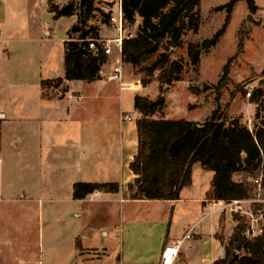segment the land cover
<instances>
[{"label":"crops","instance_id":"obj_1","mask_svg":"<svg viewBox=\"0 0 264 264\" xmlns=\"http://www.w3.org/2000/svg\"><path fill=\"white\" fill-rule=\"evenodd\" d=\"M67 1L0 0L1 264H35L31 259L59 254L80 263L112 254L114 264H162L164 248L189 231L192 237L183 242L194 243L182 250V242L174 264H190L196 251L202 264H212L225 254L215 237L223 212L220 200L210 197L213 173L196 163L178 199L134 198L128 187L137 152L134 97H151L123 74L108 79L123 64L115 50L100 79L64 78L67 31L89 3L71 0L69 15L56 19L49 3ZM61 23L63 32L57 30ZM98 26L100 39L118 36L111 22ZM56 79L58 85H41ZM76 182L117 183L119 191L74 199ZM154 204L164 210L153 221ZM50 229L54 239L46 238Z\"/></svg>","mask_w":264,"mask_h":264},{"label":"trees","instance_id":"obj_2","mask_svg":"<svg viewBox=\"0 0 264 264\" xmlns=\"http://www.w3.org/2000/svg\"><path fill=\"white\" fill-rule=\"evenodd\" d=\"M238 1L229 0L218 6L217 10L226 11L222 27L211 38L188 46L191 65L198 66L200 54L217 44ZM244 1L249 11L255 13L258 7L254 0ZM199 3L200 0H121L123 22L132 24L140 19L136 35L122 41V63L144 74L143 86L149 84L150 77L159 66H164L158 76L160 87L157 97H134V108L140 115L136 119L137 152L129 164L135 175L133 184L128 186L130 191H134V198L178 199L181 189L191 184V169L196 163L213 173L211 199L224 202L248 199L250 189L245 183L233 180L234 174L239 172L249 176L260 175L264 196V127L250 130L237 118L226 123V119L219 117L216 111L201 122L154 117L165 107L164 86L182 78L181 63L171 59L167 51L182 45L186 30L197 31ZM71 5V0L63 6L49 3V9L57 19L68 16ZM95 11L103 14L102 23H109L111 14L102 12L95 0H89L84 13L67 31L64 42L66 80L93 82L100 79L107 55L99 42L95 41L96 54L88 48L89 40L100 39L99 26L92 22ZM161 46L164 51L159 52ZM60 82L61 79L44 80L41 85H58ZM262 124L264 126V122ZM97 191L116 193L119 185L76 182L73 198L83 199ZM232 218L236 223L224 245L225 254L212 264H264V224L260 235L248 237L242 219L237 215Z\"/></svg>","mask_w":264,"mask_h":264},{"label":"rangeland","instance_id":"obj_3","mask_svg":"<svg viewBox=\"0 0 264 264\" xmlns=\"http://www.w3.org/2000/svg\"><path fill=\"white\" fill-rule=\"evenodd\" d=\"M60 1V0H54ZM102 12L108 11L116 21H110L115 27L121 28L123 35L134 37L138 32V23L130 24L122 22L119 24V13L121 12V0H96ZM229 0H200L197 7L199 26L197 31L186 30L182 36V45L167 51L171 59L179 61L182 65V78L169 86H164L165 107L163 111L156 114L155 118L186 119L192 121H204L213 111L226 119L237 118L250 130L264 127V0H254L258 9L251 13L244 0H240L230 13V19L226 25L225 32L219 38L217 44L207 52L200 54L198 66L190 63L187 48L190 44L201 43L204 39L211 38L224 24L226 11L217 10V7L227 3ZM122 20L123 15L121 12ZM104 20L100 11H95L92 21L99 25ZM124 21V20H123ZM64 24L61 23L57 30L63 32ZM78 35V34H77ZM74 35V36H77ZM131 37V38H132ZM103 40V39H101ZM112 40V39H109ZM103 43V42H102ZM110 49L118 51L115 44L110 41ZM164 51L162 46L159 52ZM119 52V51H118ZM121 54V52H119ZM109 57V55H107ZM123 65V78L130 83H138V88H145L144 94L154 99L159 94L160 82L158 76L164 66H159L150 77L149 84L143 86L144 74L137 71L128 64ZM247 92L251 94L248 96ZM128 110L131 108L128 107ZM132 111V110H131ZM130 112V111H129ZM257 113V115H256ZM131 123L136 124V114ZM140 115H138L139 117ZM137 131V130H136ZM197 176H199L197 174ZM261 176H249L243 172L234 174L233 180L243 182L250 189V197L245 200H234L230 202L220 201V209L223 212V222L215 237L226 244L230 237L232 224L227 223L225 216L237 215L245 224V235L254 237L260 235L263 228L264 196L260 184L254 182ZM209 186L203 182L202 187ZM154 212L150 214L154 219L161 217L160 211L164 210L162 204L152 205ZM260 208V210L258 209ZM146 216V215H145ZM97 222V221H95ZM98 223V222H97ZM54 228V226H52ZM46 238L54 239L56 230L50 229L46 232ZM194 240H185L182 250H185ZM46 244V243H45ZM64 251H67L64 249ZM105 252V250H100ZM42 252V251H41ZM46 254L48 252L45 251ZM193 254L190 264H202L204 259ZM113 255L102 257L100 260L80 263V260L61 259L47 256L46 259H31L35 264H114ZM4 260L0 259V264Z\"/></svg>","mask_w":264,"mask_h":264},{"label":"built area","instance_id":"obj_4","mask_svg":"<svg viewBox=\"0 0 264 264\" xmlns=\"http://www.w3.org/2000/svg\"><path fill=\"white\" fill-rule=\"evenodd\" d=\"M96 4L98 3V1H96ZM96 6H100V5H96ZM102 9V8H101ZM105 13H109L108 11H106ZM119 24H122L123 20H122V16H121V12L119 13ZM116 21V18H114L113 16L110 15V21ZM132 35H123V32H122V25H121V28H118V36L115 37L114 39L112 40H109V39H105V40H101V39H97V40H89L88 41V48L89 50L93 53V54H96L97 52V48H96V45H95V41L96 42H99L102 44L103 48H104V53L106 55H110L111 53V49H110V41H112L114 44H115V47L117 48V50L119 52H121V46H122V41L123 39H129L131 38ZM103 42V43H102ZM122 74V67L121 65H118L114 68V74L110 75L108 77V79H114V78H121V75ZM251 93L250 92H247V95L249 96ZM126 119H130L129 117H126ZM260 181H261V178H257L254 180V182L256 184H260ZM192 237V232L189 231L187 232L182 239L176 241L174 244L170 245V246H167L164 248L163 252H162V255H161V261H162V264H174L175 261H176V258H177V255L179 253V248L183 242V239H188V238H191ZM168 256H169V259H168Z\"/></svg>","mask_w":264,"mask_h":264},{"label":"bare ground","instance_id":"obj_5","mask_svg":"<svg viewBox=\"0 0 264 264\" xmlns=\"http://www.w3.org/2000/svg\"><path fill=\"white\" fill-rule=\"evenodd\" d=\"M115 33V31H111V34H114ZM131 210H135V208H131ZM168 259H169V256H168Z\"/></svg>","mask_w":264,"mask_h":264}]
</instances>
